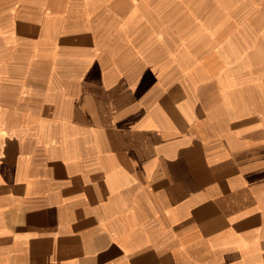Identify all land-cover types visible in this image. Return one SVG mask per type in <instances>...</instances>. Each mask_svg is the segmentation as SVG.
Returning a JSON list of instances; mask_svg holds the SVG:
<instances>
[{
	"label": "crops",
	"instance_id": "crops-1",
	"mask_svg": "<svg viewBox=\"0 0 264 264\" xmlns=\"http://www.w3.org/2000/svg\"><path fill=\"white\" fill-rule=\"evenodd\" d=\"M0 264H264V0H0Z\"/></svg>",
	"mask_w": 264,
	"mask_h": 264
}]
</instances>
